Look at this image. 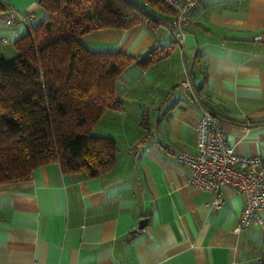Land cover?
<instances>
[{
    "label": "crops",
    "instance_id": "crops-1",
    "mask_svg": "<svg viewBox=\"0 0 264 264\" xmlns=\"http://www.w3.org/2000/svg\"><path fill=\"white\" fill-rule=\"evenodd\" d=\"M2 1L34 12V24L46 14L39 0ZM149 7L167 20L156 30L102 28L81 37L94 52L142 56L160 47L149 69H127L117 89L123 108L98 124L112 122L115 165L88 176L50 162L29 179L0 184V264H255L264 256L263 228L234 232L244 207L238 191L225 186L212 208L214 193L190 187L189 169L176 159L194 149L205 109L240 155L264 159V0H203L182 39L170 11ZM26 33L23 24L0 23V53ZM184 64L199 91H182Z\"/></svg>",
    "mask_w": 264,
    "mask_h": 264
},
{
    "label": "trees",
    "instance_id": "trees-1",
    "mask_svg": "<svg viewBox=\"0 0 264 264\" xmlns=\"http://www.w3.org/2000/svg\"><path fill=\"white\" fill-rule=\"evenodd\" d=\"M46 12L0 56V184L29 179L35 168L59 162L67 173L98 176L115 165L119 146L93 131L109 110H121L118 81L132 65L147 70L160 47L142 56L94 52L81 37L102 28L137 25L156 30L173 11L163 0H39ZM7 6L0 0V15ZM192 74V69H191ZM194 90L199 91L192 78ZM141 126L149 120L142 115ZM263 231H264V227ZM255 264H264V256Z\"/></svg>",
    "mask_w": 264,
    "mask_h": 264
},
{
    "label": "built area",
    "instance_id": "built-area-1",
    "mask_svg": "<svg viewBox=\"0 0 264 264\" xmlns=\"http://www.w3.org/2000/svg\"><path fill=\"white\" fill-rule=\"evenodd\" d=\"M163 1L173 11L171 24L177 29L176 37L182 39L192 14L203 0ZM34 20V12L25 13L12 6H7L4 14L0 15V23L9 26L23 24L27 32L33 31ZM1 41L8 43V38L2 37ZM186 65L188 69L182 84L186 93H194L191 67ZM176 159L188 167L187 183L190 187L214 193L212 208L221 206L225 186L233 187L243 197L244 207L234 227L237 235L264 227V159L261 156L240 155L228 142L217 116L211 110L205 109L200 117L194 149L180 151Z\"/></svg>",
    "mask_w": 264,
    "mask_h": 264
},
{
    "label": "rangeland",
    "instance_id": "rangeland-1",
    "mask_svg": "<svg viewBox=\"0 0 264 264\" xmlns=\"http://www.w3.org/2000/svg\"><path fill=\"white\" fill-rule=\"evenodd\" d=\"M45 17H46V14H45V13L40 14V15L37 17V19H36V21H35V24H37V23L43 21ZM6 47H7V49L10 50V52H9V50H6V52H8V53H4L5 51H1L2 53H0V56H4V57L7 58V59H10V58L16 56L17 51L15 50V48H14V46H13V42L7 44ZM4 54H5V55H4ZM133 67H134V66H133ZM132 69H134V68H132ZM187 69H188V66H187L186 64L182 65L181 77H180V80H179V81H180V84H179V85H180L182 91L185 90V89H184V86H183V84H182V82L185 80V73H186ZM129 71H130V73H131L133 70H131V68H130L129 70L125 71L124 74H123V76H122L121 78H119V81L122 80V79H124L126 76L130 75V74H129ZM190 78H191V77H190ZM157 88H160V87H157ZM161 88H162V86H161ZM121 89H122V88H121ZM161 90H162V89H161ZM157 91L160 92L159 90H157ZM162 92H163V91H162ZM162 92H161V93H162ZM184 92H186V91H184ZM187 93H191V92H187ZM110 121H111V120H109V118H108V116H107V117L105 118L104 122L101 124V126H98L97 129L95 128V130L93 131V133H94V134H97V135H109V134H110L109 132H111L110 130H112L111 127H110V123H112V122H110ZM112 131H113V130H112ZM111 133H112V132H111ZM123 135H125V133H118V132H117V136H118V137H119V136L123 137ZM257 229H258V231H261V230H262L260 227H258ZM263 245H264V244H263ZM249 251H250V250H249Z\"/></svg>",
    "mask_w": 264,
    "mask_h": 264
},
{
    "label": "water",
    "instance_id": "water-1",
    "mask_svg": "<svg viewBox=\"0 0 264 264\" xmlns=\"http://www.w3.org/2000/svg\"><path fill=\"white\" fill-rule=\"evenodd\" d=\"M142 222H144V221H142ZM140 226V225H139ZM141 227V226H140Z\"/></svg>",
    "mask_w": 264,
    "mask_h": 264
}]
</instances>
